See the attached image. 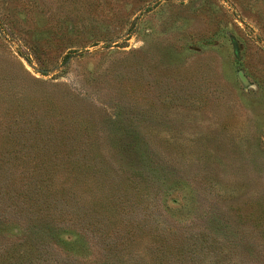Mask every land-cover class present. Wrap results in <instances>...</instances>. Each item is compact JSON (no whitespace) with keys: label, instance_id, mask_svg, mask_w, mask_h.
<instances>
[{"label":"rangeland","instance_id":"1","mask_svg":"<svg viewBox=\"0 0 264 264\" xmlns=\"http://www.w3.org/2000/svg\"><path fill=\"white\" fill-rule=\"evenodd\" d=\"M76 7L0 0V101L107 169L46 256L264 264V0L89 5L96 40L62 21Z\"/></svg>","mask_w":264,"mask_h":264},{"label":"trees","instance_id":"2","mask_svg":"<svg viewBox=\"0 0 264 264\" xmlns=\"http://www.w3.org/2000/svg\"><path fill=\"white\" fill-rule=\"evenodd\" d=\"M72 1L77 2V10L64 13L62 21L71 19L73 12H77L71 21L75 33L87 39L89 31V39H98L100 35L96 32L100 29L89 22L91 15L86 13V8L91 5L94 18L96 15L109 18L115 0ZM68 28L67 23L65 31ZM102 34L106 37L111 33ZM13 107L0 101V264H71L64 256L48 258V247L52 241L55 243L60 230L67 229L58 225L66 216L65 220H82L80 209L92 204L82 200L91 192L90 176L97 171L106 174L107 169L90 163L81 165L74 158L73 145L66 141L47 145L53 136H47L41 127L27 128L32 112L35 116L37 109L27 113ZM23 115L27 121L21 122ZM103 179L102 176L99 181ZM109 202L102 203L105 209L112 206ZM116 260V263L105 260L102 264H120V256Z\"/></svg>","mask_w":264,"mask_h":264},{"label":"water","instance_id":"3","mask_svg":"<svg viewBox=\"0 0 264 264\" xmlns=\"http://www.w3.org/2000/svg\"><path fill=\"white\" fill-rule=\"evenodd\" d=\"M233 39V43H234V49L237 51V42L236 40L234 39V37H232ZM239 75L242 77L243 81H245V78L243 77L242 73L239 72Z\"/></svg>","mask_w":264,"mask_h":264}]
</instances>
